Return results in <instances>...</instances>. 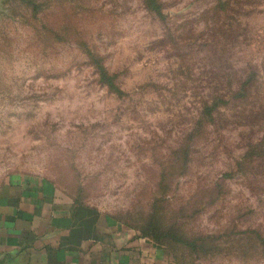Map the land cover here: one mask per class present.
I'll list each match as a JSON object with an SVG mask.
<instances>
[{"label":"rangeland","instance_id":"obj_1","mask_svg":"<svg viewBox=\"0 0 264 264\" xmlns=\"http://www.w3.org/2000/svg\"><path fill=\"white\" fill-rule=\"evenodd\" d=\"M144 1L0 0V184L160 210L203 247L173 264H264V0Z\"/></svg>","mask_w":264,"mask_h":264},{"label":"crops","instance_id":"obj_2","mask_svg":"<svg viewBox=\"0 0 264 264\" xmlns=\"http://www.w3.org/2000/svg\"><path fill=\"white\" fill-rule=\"evenodd\" d=\"M4 264H173L167 252L43 179L0 184Z\"/></svg>","mask_w":264,"mask_h":264},{"label":"trees","instance_id":"obj_3","mask_svg":"<svg viewBox=\"0 0 264 264\" xmlns=\"http://www.w3.org/2000/svg\"><path fill=\"white\" fill-rule=\"evenodd\" d=\"M144 2L147 11L161 15V7L157 0H145ZM91 58H93V66L96 71L98 82L106 86L111 92L120 93L115 83V76L110 75L101 62L94 59V57ZM182 156V159L184 160L187 157V153L183 152ZM75 205H77L79 208H85L86 206L79 204ZM125 226L138 234V236L151 240L156 246L162 247L166 252L167 249L165 246L168 245L169 242L177 244L179 247L189 249L193 253H199L203 249L202 245L197 243V240L193 238L188 239L187 235L180 231L177 224L173 223L172 225H165L164 215H162L160 210L151 213L145 221V224L138 228H132L127 225Z\"/></svg>","mask_w":264,"mask_h":264},{"label":"water","instance_id":"obj_4","mask_svg":"<svg viewBox=\"0 0 264 264\" xmlns=\"http://www.w3.org/2000/svg\"><path fill=\"white\" fill-rule=\"evenodd\" d=\"M0 264H4V261H0Z\"/></svg>","mask_w":264,"mask_h":264}]
</instances>
